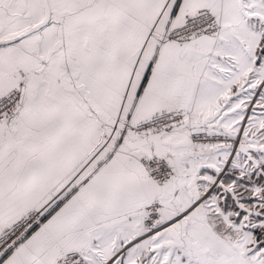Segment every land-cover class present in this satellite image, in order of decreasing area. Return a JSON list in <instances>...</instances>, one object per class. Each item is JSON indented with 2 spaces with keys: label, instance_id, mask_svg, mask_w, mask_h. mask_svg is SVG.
Here are the masks:
<instances>
[{
  "label": "snow or ice",
  "instance_id": "obj_1",
  "mask_svg": "<svg viewBox=\"0 0 264 264\" xmlns=\"http://www.w3.org/2000/svg\"><path fill=\"white\" fill-rule=\"evenodd\" d=\"M0 264H264V0H0Z\"/></svg>",
  "mask_w": 264,
  "mask_h": 264
}]
</instances>
